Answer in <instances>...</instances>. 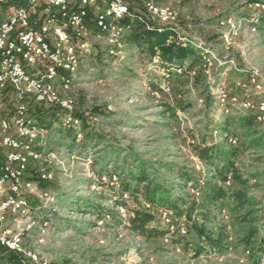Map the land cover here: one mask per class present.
Returning a JSON list of instances; mask_svg holds the SVG:
<instances>
[{
  "label": "rangeland",
  "instance_id": "obj_1",
  "mask_svg": "<svg viewBox=\"0 0 264 264\" xmlns=\"http://www.w3.org/2000/svg\"><path fill=\"white\" fill-rule=\"evenodd\" d=\"M154 2L177 14L166 45L178 41L175 32L190 41L192 54L182 69L161 53L151 55L144 44L125 43L118 56H108L105 35L92 30L70 89L58 86L61 100L72 97L75 102L73 124L66 125L68 113L61 104L27 98L35 121L39 112L55 117L42 127L37 123L43 155L30 162L24 178L32 184L28 197L38 221L22 242L26 260L30 254L42 264H260L264 258L254 248L248 254L240 244L253 226L260 229L256 242L264 237V30L252 31V22L264 14V0ZM132 6L139 9L137 2ZM5 10L0 16H6ZM195 58L201 62L194 67ZM10 95L0 92L2 119L12 115ZM167 104L174 109L169 112ZM248 112L257 116L255 124L237 130L236 143L226 146L239 147L237 168L249 180L246 192L255 215L243 219L249 209L234 211L230 199L216 208L217 221L226 226L228 249L195 257L194 239L168 231L161 211L150 224L156 233L133 231L130 211L149 207L142 193H122L120 180L144 168L149 181L168 194L198 197L193 184L184 186L173 172L190 168L195 184L203 186L213 168L197 159L194 146L220 144L215 129L229 116ZM113 176L118 180L110 182ZM40 180L47 182L45 188ZM120 199L122 209L116 203ZM25 223L10 218L6 227L15 234ZM209 228L216 233L219 226Z\"/></svg>",
  "mask_w": 264,
  "mask_h": 264
},
{
  "label": "built area",
  "instance_id": "obj_2",
  "mask_svg": "<svg viewBox=\"0 0 264 264\" xmlns=\"http://www.w3.org/2000/svg\"><path fill=\"white\" fill-rule=\"evenodd\" d=\"M10 1L0 0V10L6 9L0 22V88L10 86L13 104L12 116L0 120V151H7L0 167V245L21 256L26 234L38 224L32 218L28 197L32 184L24 178L30 162L39 161L43 155L39 150L42 128L33 119L27 98L33 96L37 102L61 104L68 113L65 123L70 127L75 102L72 97L61 100L58 86L65 91L70 89L82 55L88 52V37L92 33L89 14L97 30L105 35L107 55L116 57L125 45L123 21L131 16V9L130 0H28L26 7ZM136 2L152 23L175 31L177 14L172 9L151 0ZM260 28L264 30V14L252 22V31ZM172 36L190 42L178 32ZM231 142L235 144L236 140ZM117 180L115 176L109 178L110 182ZM230 184L229 178L226 186ZM161 212L171 232L175 231L172 213ZM10 218L26 220L27 225L13 234L6 227ZM178 230L182 236L187 235L185 225ZM28 257L26 260L21 256V264H42L36 255ZM260 264H264V258Z\"/></svg>",
  "mask_w": 264,
  "mask_h": 264
},
{
  "label": "trees",
  "instance_id": "obj_3",
  "mask_svg": "<svg viewBox=\"0 0 264 264\" xmlns=\"http://www.w3.org/2000/svg\"><path fill=\"white\" fill-rule=\"evenodd\" d=\"M27 2L28 0H11L10 4L26 7ZM132 2H136V0H130L131 16L123 21L125 28L124 42L130 45L144 44L151 55L161 53L164 60L173 63L176 69H182L184 62L192 54L189 43L186 40H179L173 45L167 46L166 36L170 32L169 29L152 23L147 18L143 7L137 3L139 9H134ZM88 18L89 28L97 31L93 16L89 14ZM200 62L199 58H195L192 65L195 67ZM177 76L179 77V75ZM166 107L169 112L174 109L168 104ZM39 113L36 121L41 127L45 121L55 117L54 112L52 114L49 112ZM76 116L79 117L78 114ZM256 117L254 112L237 113L229 116L218 129H215L220 134V144L212 141L194 146V154L197 159L213 168L212 176L205 178L203 186L195 184L197 177L192 169L179 167L175 171L172 170L174 176L183 181L184 186H188L189 183L193 184L192 190L195 191L198 197L189 193L175 196L168 194L164 186L154 183L152 180L149 181V176L144 168L139 170L138 173H130L126 180L121 179L120 191L131 196L142 193L144 204L149 207L141 205L132 209L130 211L129 227L135 232L150 236L152 233L157 232L156 230H150V224L159 218V211L171 212L172 217L175 218V231L179 229L180 223L185 219L187 236H191L195 242V257L202 256L208 251L225 252L229 245L226 226L224 222L217 221L216 208H220L226 200L230 199L234 211L242 213L243 210L249 209L245 217H242L243 219L255 215V210L252 208L255 203L246 192L249 180L237 168V160L241 153L239 147L232 144L226 145L237 138V130L253 126L257 120ZM39 150L41 151L42 148H39ZM229 178L231 184L227 187L226 182ZM31 179L37 180L36 178ZM38 183L40 187L45 188L47 186V182L44 180H40ZM142 185H145L143 189L141 188ZM116 201H118L116 202L117 207H126L121 199ZM195 216L196 219H194ZM212 224L219 226L216 233L209 228ZM168 231H171L170 228ZM259 234L260 229L253 226L250 232L240 239V244L249 251L254 248L257 254H264V237L256 242ZM0 263L21 264V256L0 245Z\"/></svg>",
  "mask_w": 264,
  "mask_h": 264
},
{
  "label": "crops",
  "instance_id": "obj_4",
  "mask_svg": "<svg viewBox=\"0 0 264 264\" xmlns=\"http://www.w3.org/2000/svg\"><path fill=\"white\" fill-rule=\"evenodd\" d=\"M4 19V17H2V15L0 16V22L2 21ZM128 45V44H127ZM130 45V44H129ZM0 92H2V93H6L7 94V96H8V94H11V88H10V86H8L7 88H5V89H2V88H0ZM11 98V97H10ZM13 113V111L11 112V114ZM12 116V115H11ZM10 116V117H11ZM10 117H8V118H10ZM7 118V117H6ZM0 119H2V117H0ZM1 152H3L4 153V157L0 154V167H1V165L4 163V161H5V156H6V153H7V151H5V150H3V151H0V153ZM241 248V247H240Z\"/></svg>",
  "mask_w": 264,
  "mask_h": 264
}]
</instances>
